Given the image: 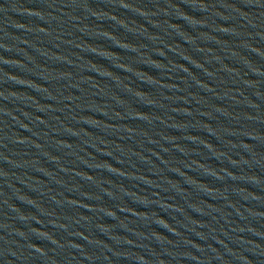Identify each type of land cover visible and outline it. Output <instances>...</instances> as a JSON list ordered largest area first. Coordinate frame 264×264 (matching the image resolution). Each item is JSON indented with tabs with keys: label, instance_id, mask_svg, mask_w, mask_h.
Instances as JSON below:
<instances>
[{
	"label": "water",
	"instance_id": "1",
	"mask_svg": "<svg viewBox=\"0 0 264 264\" xmlns=\"http://www.w3.org/2000/svg\"><path fill=\"white\" fill-rule=\"evenodd\" d=\"M264 94V0H0V264H152Z\"/></svg>",
	"mask_w": 264,
	"mask_h": 264
}]
</instances>
